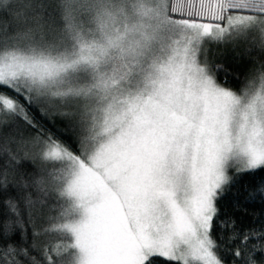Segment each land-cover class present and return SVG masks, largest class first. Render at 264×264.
<instances>
[{
    "label": "trees",
    "instance_id": "1",
    "mask_svg": "<svg viewBox=\"0 0 264 264\" xmlns=\"http://www.w3.org/2000/svg\"><path fill=\"white\" fill-rule=\"evenodd\" d=\"M233 16L247 22L206 44L208 70L235 92L263 88L264 29L245 26L264 21V0H0V63L41 59L66 65L43 79L0 80V264H70L69 236L60 229L69 217L63 187L70 166L46 151L85 159L108 134L102 128L124 99L146 82L159 60L155 55L152 66L143 67L155 48L146 45L140 55L133 35L138 22L145 28L158 19L165 35L170 24L177 32L175 23H201L212 26L213 35ZM169 44L163 38L159 46L164 51ZM123 47L132 50L122 53ZM141 65L144 80L125 90L128 70ZM183 90L174 138L183 157L179 171L187 178L200 81L187 75ZM209 234L221 262L264 264V164L231 173L214 198ZM141 264L181 263L153 254Z\"/></svg>",
    "mask_w": 264,
    "mask_h": 264
},
{
    "label": "rangeland",
    "instance_id": "2",
    "mask_svg": "<svg viewBox=\"0 0 264 264\" xmlns=\"http://www.w3.org/2000/svg\"><path fill=\"white\" fill-rule=\"evenodd\" d=\"M157 20L150 19L145 28L139 21L133 35L140 55L146 45L155 48L143 67L150 68L155 55L159 63L140 87L146 70L142 65L128 70L131 76L122 87L138 91L103 126L108 134L85 159L46 151L70 166L63 187L69 217L60 225L69 236L70 264H141L153 254L181 264H226L211 248L214 198L233 171L264 164V83L256 90L226 89L216 83L205 59L213 37L234 32L247 19L229 17L213 35L212 26L190 22L175 23L177 32L170 24L165 35ZM245 27L264 29V21ZM163 38L170 39L164 51ZM63 63L11 59L0 63V80L47 78L65 70ZM187 75L200 81L202 97L186 178L179 171L183 157L174 136Z\"/></svg>",
    "mask_w": 264,
    "mask_h": 264
}]
</instances>
